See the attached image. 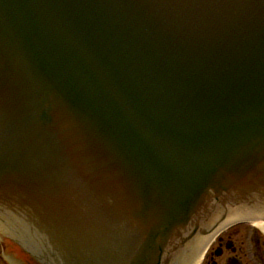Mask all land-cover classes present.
Masks as SVG:
<instances>
[{
  "label": "water",
  "instance_id": "1",
  "mask_svg": "<svg viewBox=\"0 0 264 264\" xmlns=\"http://www.w3.org/2000/svg\"><path fill=\"white\" fill-rule=\"evenodd\" d=\"M244 216L264 0H0V220L43 264H176Z\"/></svg>",
  "mask_w": 264,
  "mask_h": 264
},
{
  "label": "flooded vegetation",
  "instance_id": "2",
  "mask_svg": "<svg viewBox=\"0 0 264 264\" xmlns=\"http://www.w3.org/2000/svg\"><path fill=\"white\" fill-rule=\"evenodd\" d=\"M0 235V241H10L7 264H40L16 240ZM201 238L185 250L176 264H264V227L254 221H226Z\"/></svg>",
  "mask_w": 264,
  "mask_h": 264
},
{
  "label": "bare ground",
  "instance_id": "3",
  "mask_svg": "<svg viewBox=\"0 0 264 264\" xmlns=\"http://www.w3.org/2000/svg\"><path fill=\"white\" fill-rule=\"evenodd\" d=\"M255 224H258L262 227H264V221L261 219H253Z\"/></svg>",
  "mask_w": 264,
  "mask_h": 264
}]
</instances>
